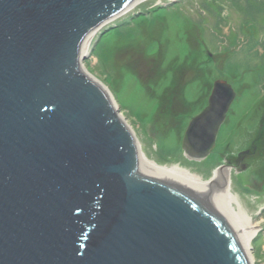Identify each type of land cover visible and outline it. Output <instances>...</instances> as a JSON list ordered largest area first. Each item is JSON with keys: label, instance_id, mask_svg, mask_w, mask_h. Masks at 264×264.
<instances>
[{"label": "water", "instance_id": "95a60500", "mask_svg": "<svg viewBox=\"0 0 264 264\" xmlns=\"http://www.w3.org/2000/svg\"><path fill=\"white\" fill-rule=\"evenodd\" d=\"M136 0H0V264H251L224 202L223 158L206 182L159 170L81 68L85 38ZM235 92L215 80L183 156L204 160Z\"/></svg>", "mask_w": 264, "mask_h": 264}, {"label": "rangeland", "instance_id": "374dc122", "mask_svg": "<svg viewBox=\"0 0 264 264\" xmlns=\"http://www.w3.org/2000/svg\"><path fill=\"white\" fill-rule=\"evenodd\" d=\"M163 1L121 12L96 28L81 68L106 89L139 148L147 146L156 162L209 175L225 155L249 161L229 176L258 225L251 264H264V143L252 148L264 108L257 106L264 100V0ZM215 80L227 82L235 99L212 152L190 163L181 138Z\"/></svg>", "mask_w": 264, "mask_h": 264}, {"label": "bare ground", "instance_id": "6f19581e", "mask_svg": "<svg viewBox=\"0 0 264 264\" xmlns=\"http://www.w3.org/2000/svg\"><path fill=\"white\" fill-rule=\"evenodd\" d=\"M150 1L151 0H136L130 6H128L122 12V14L130 13L132 10H134L138 6L139 7H143V5L150 3ZM152 1H154V2L156 1V3L160 2V0H152ZM106 23H107V21L105 23H103V24H106ZM103 24H101L100 26H102ZM94 32H95V30L92 33H90L85 38L84 47H83L82 53H81L80 58H79L80 59L79 64L81 63V60H82V58L84 56L83 53H85V51H86L85 47L87 49V46L91 43V41L94 38ZM80 68H81V64H80ZM93 81L96 82L95 80H93ZM96 83L98 85H100L102 88H104L100 83H98V82H96ZM108 97H109V100L111 101L112 106L115 108V104L112 103L113 101L110 99L109 95H108ZM118 116L121 118V115H118ZM124 124H125V122H124ZM134 142H135V140H134ZM135 144H136L137 150H138V152L140 154V157L143 160H145L148 163H150L151 165H153L156 168H158L159 170H163V171L178 175V176H180V177H182V178H184L186 180H189V181L201 182V183L209 181L210 178L214 174V172H211L209 175H203L197 168L185 167L184 165L180 166L178 164L176 165V164H173V163H158V162H156L153 159L151 154H147V150H146L147 146H146V148L143 147V149H141V148H139V146H138V144L136 142H135ZM186 160L188 162H190V163H200V162L203 161L202 160L200 162H197V161H192V160H188V159H186ZM241 199H243L244 201H242ZM245 201H246L245 196L243 195V193L241 194L240 192H238V190L233 185L232 178L229 176L228 180H227V183H226V188H225L224 202H225V204H226V206L228 208V211H229V213H230V215H231V217H232V219H233V221H234V223L236 225V228H237V230H238V232H239V234H240V236L242 238V241H243V243H244V245H245V247L247 249V252H248V255H249V258H250V261H251V255H250V251H249L250 242H251V239L253 238L254 234H256L255 232L257 230L258 225L255 224L252 221V214L250 215V211L248 210L249 206H248V204ZM244 204L246 206L245 208H243Z\"/></svg>", "mask_w": 264, "mask_h": 264}, {"label": "trees", "instance_id": "16d2710c", "mask_svg": "<svg viewBox=\"0 0 264 264\" xmlns=\"http://www.w3.org/2000/svg\"><path fill=\"white\" fill-rule=\"evenodd\" d=\"M190 53L188 54L189 57ZM258 108H261L264 106V100L263 101H259V103L257 104ZM260 124L259 127L257 129V132L255 134L254 140L252 141V148L255 149L258 144L260 145L261 143H264V108L262 110L261 116H260Z\"/></svg>", "mask_w": 264, "mask_h": 264}, {"label": "flooded vegetation", "instance_id": "af4514ba", "mask_svg": "<svg viewBox=\"0 0 264 264\" xmlns=\"http://www.w3.org/2000/svg\"><path fill=\"white\" fill-rule=\"evenodd\" d=\"M239 159H240V160H242V159H243V156H242V157H240Z\"/></svg>", "mask_w": 264, "mask_h": 264}]
</instances>
